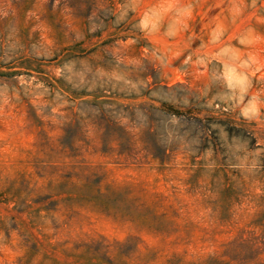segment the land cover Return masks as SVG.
<instances>
[{
	"label": "rangeland",
	"instance_id": "1",
	"mask_svg": "<svg viewBox=\"0 0 264 264\" xmlns=\"http://www.w3.org/2000/svg\"><path fill=\"white\" fill-rule=\"evenodd\" d=\"M0 264H264V0H0Z\"/></svg>",
	"mask_w": 264,
	"mask_h": 264
}]
</instances>
